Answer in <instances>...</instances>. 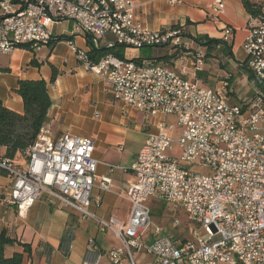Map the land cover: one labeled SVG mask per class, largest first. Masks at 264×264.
<instances>
[{"label": "built area", "instance_id": "built-area-1", "mask_svg": "<svg viewBox=\"0 0 264 264\" xmlns=\"http://www.w3.org/2000/svg\"><path fill=\"white\" fill-rule=\"evenodd\" d=\"M66 1L74 0L2 2L0 54L17 50L11 49V41L27 40L28 46L34 37L48 39L62 22L72 23L96 46L104 41L129 52L166 47L169 59L160 63L146 58L129 66L109 56L93 65L87 51L69 43L82 66L106 83L115 101L161 121L133 166L134 180L125 190L131 204L125 222L115 217L100 220L90 210L102 202L93 198L94 189L108 192L112 183L98 176L95 143L69 133L57 137L47 124L28 149L26 164L0 153V168L13 182L4 204L16 206L18 216L25 218L33 205L47 198L96 220L99 231L113 233L119 243L108 252L110 264H264V7L257 17L250 16L244 43L241 70L249 74L252 93L235 102V89L228 82L216 89L204 86L206 51L185 41L181 27L147 29L135 0H79L74 9L66 8ZM210 7L218 13L226 8L223 0H214ZM221 34L229 46L234 29L224 27ZM152 199L183 210L195 238L183 243L163 236L158 228L150 231ZM75 234L70 227L60 244L66 255L74 250ZM141 254L153 260L139 262L135 256ZM100 259L99 253L84 264H100Z\"/></svg>", "mask_w": 264, "mask_h": 264}, {"label": "crops", "instance_id": "crops-1", "mask_svg": "<svg viewBox=\"0 0 264 264\" xmlns=\"http://www.w3.org/2000/svg\"><path fill=\"white\" fill-rule=\"evenodd\" d=\"M4 1L9 0H0V5ZM179 1L182 4L174 5L168 0H135L140 22L154 32L179 26L185 41L192 42L193 48L205 51L206 48L197 47L194 39L222 40V30L230 26L235 33L230 44L233 47L230 60L232 64L237 61L241 68L246 58L244 43L250 21L244 1L254 3L261 0H223L226 8L219 13L210 7L214 0ZM62 23H66L67 29L56 32V26L53 34L72 37L75 45L88 52L89 45L84 36L72 23ZM104 45L103 41L101 46ZM39 48L42 49L34 52L17 49L11 55L0 54V68L7 70L0 72V104L23 113V98L15 92L19 81L45 80L52 99L46 124L51 126L57 137L69 133L92 140L95 157L100 162L98 176L112 179L108 192L99 187L94 189L93 198L100 197L102 202L99 207L92 205L91 212L103 221H111L115 217L125 222L131 210V204L125 199V190L134 180L133 166L161 120L147 119L141 112L125 107L121 102L115 108L117 101L109 87L82 66L69 41H62L55 47ZM218 49L224 52L220 47L215 50ZM166 50L160 56H168L170 50ZM125 52L128 61L134 57L140 59L137 53L141 51H132L135 53L132 58L128 56V50ZM207 67L208 64L206 70ZM53 68L58 72L54 83L51 82ZM4 152L0 148V153ZM16 163L24 165L19 161ZM109 165L120 169L110 172ZM12 186L8 176H0V239L4 258H12L18 253L23 255L22 264H84L86 259L93 260L100 253V264H110L108 252L119 245L113 233H101L96 220L84 219L75 209L51 203L47 198L33 205L25 218H20L16 206L3 202L4 198L10 197ZM70 227L76 230L75 246L71 254L66 255L59 247ZM109 236L114 237L117 243H111ZM91 240H94L93 244Z\"/></svg>", "mask_w": 264, "mask_h": 264}, {"label": "trees", "instance_id": "trees-1", "mask_svg": "<svg viewBox=\"0 0 264 264\" xmlns=\"http://www.w3.org/2000/svg\"><path fill=\"white\" fill-rule=\"evenodd\" d=\"M247 12L253 18L261 14L262 8L264 7V0L258 2L244 1ZM172 29H180L179 26H172ZM73 38L65 34L54 35L52 34L48 44L43 46L55 47L62 41L73 42ZM198 46L206 48V58L211 56V53L216 48H222L223 51L233 58V47L226 45L222 40L219 39H208L200 37V39H194ZM89 51L88 56L91 63L94 65L99 64L104 58L113 56L120 58L124 61L126 59V49L122 45L114 46H96L92 39H88ZM34 47L31 44L20 45V49L29 50L34 52L31 48ZM132 59L133 61L140 62L141 59ZM155 63L167 61L168 56H160L156 58H147ZM35 65V63H32ZM51 82L54 83L57 79L58 72L55 68ZM6 69H1L0 72H5ZM233 80L231 79V83ZM15 92L23 98L24 111L18 113L13 110L6 108L3 104H0V148L4 149V154H1L3 158L10 159L12 161H19L24 164L28 162V149L36 142L40 131L48 119L50 109L52 106V99L48 93V83L45 80H22L19 81ZM0 176H8V172L0 168ZM188 240L183 239L185 243ZM0 264H22L23 255L16 254L12 258L3 257L2 238L0 239Z\"/></svg>", "mask_w": 264, "mask_h": 264}, {"label": "rangeland", "instance_id": "rangeland-1", "mask_svg": "<svg viewBox=\"0 0 264 264\" xmlns=\"http://www.w3.org/2000/svg\"><path fill=\"white\" fill-rule=\"evenodd\" d=\"M65 26L66 23L57 26L56 32H61L63 29H67ZM199 48L203 47L201 46ZM166 49V47H146L145 49L140 50L141 53H137V55H140L142 58H156L165 54L167 52ZM133 55L135 56L134 52L128 53L130 58H132ZM132 59L137 58L134 57ZM230 59L232 58L222 52L221 49L212 52L210 58H207L206 60L208 64L207 70L202 74L203 84L211 89H216L221 85V82L226 81L232 75V87L235 89V96L242 99L249 98L252 93V88L249 87L248 76L244 72V69L241 70L237 61H234V64H232ZM119 104L120 102L114 103V107H119ZM149 204L151 208H153V221L150 231L153 232L158 228L162 231L163 236H171L178 241H182L183 239L192 240L195 238L196 230L191 225L189 217L183 210H176L168 203H164L159 199H152ZM177 222L178 224H176ZM108 240L113 244L117 243L114 237L109 236ZM135 258L139 262L153 260L152 257L145 254H141L140 256L136 255Z\"/></svg>", "mask_w": 264, "mask_h": 264}, {"label": "bare ground", "instance_id": "bare-ground-1", "mask_svg": "<svg viewBox=\"0 0 264 264\" xmlns=\"http://www.w3.org/2000/svg\"><path fill=\"white\" fill-rule=\"evenodd\" d=\"M66 8H71V9L79 8V0L66 1ZM50 38H51V36L48 37V39H46V37H34V40H28V44H31L32 46H36L37 48H39L42 45L48 44ZM69 43H74V42H69ZM25 44H27V40L11 41V49H20V45H25ZM123 63H128L129 66L138 65V62L133 61V60L132 61H124L123 60ZM244 72L247 74V72L245 70H244ZM247 76H248V80H249V74H247ZM231 79H232V75L226 80V82H228L229 86L232 87ZM233 96H234L233 101H235V102H238V100L248 99V98L242 99L240 97L238 98L235 96V93L233 94ZM249 98H250V96H249Z\"/></svg>", "mask_w": 264, "mask_h": 264}]
</instances>
